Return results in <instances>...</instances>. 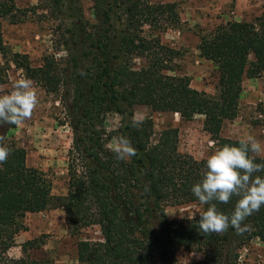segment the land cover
Masks as SVG:
<instances>
[{"label":"trees","instance_id":"trees-1","mask_svg":"<svg viewBox=\"0 0 264 264\" xmlns=\"http://www.w3.org/2000/svg\"><path fill=\"white\" fill-rule=\"evenodd\" d=\"M0 0V86L12 63L48 93L59 94L73 136L68 150V191L52 193L46 173L26 163V150L8 138L17 125L0 126V144L9 149L0 164V264H48L30 259L28 249L43 238L22 244V256L10 258L28 213L52 208L65 211L72 235L98 225L102 240H79L82 264H176V247L202 252L198 264H241L239 250L253 239L264 243V206L248 216V231L237 234L231 226L221 234H205L199 215L210 205L200 204L191 191L206 170V158L195 159L178 150V129H164L151 141V118L137 120L135 105L153 111L178 113L184 120L203 115V127L217 147L242 140L220 136L224 121L237 116L245 76L264 72V14L255 21H228L202 36L200 56L212 61L219 73L218 93L211 95L191 86L188 76L170 75L178 51L156 34L180 22L176 3L153 0H93V22L85 18L80 0ZM41 8L59 19L57 44L66 56L45 55L33 65L26 53L14 52L3 40L2 19L23 22L27 13ZM148 26L149 33L145 34ZM136 58L144 60L141 68ZM1 94V93H0ZM120 116L116 131L106 128L108 114ZM141 123L133 127L131 121ZM125 136L136 155L120 160L110 147ZM250 158L264 164V157ZM254 175L264 177V172ZM238 197L227 204L213 201L218 211L231 215ZM197 203L194 219H168L169 205Z\"/></svg>","mask_w":264,"mask_h":264},{"label":"rangeland","instance_id":"rangeland-1","mask_svg":"<svg viewBox=\"0 0 264 264\" xmlns=\"http://www.w3.org/2000/svg\"><path fill=\"white\" fill-rule=\"evenodd\" d=\"M86 19L93 22L91 9L93 0H80ZM154 2H173L177 5L180 22L156 33L161 41L178 51L171 63L176 76H188L191 86L208 94L218 93L219 73L215 64L202 58L198 49L202 36H208L214 29L228 21H255L264 14V0H153ZM21 7L35 4L30 0H16ZM59 19L41 8L29 11L23 22L10 24L2 19L4 42L14 52L28 54L33 65H39L45 55L57 59L66 56L64 48L57 44L56 33ZM149 28L145 27L148 35ZM4 59L0 54V65ZM144 60L136 58L134 66L141 68ZM23 72L11 63L7 70L6 83L0 86L1 94L11 91L16 79ZM39 103L32 117L8 131V138L26 150L28 166L43 170L52 181V193L65 195L68 191V150L72 145V130L66 121L65 108L59 94L48 93L36 84ZM237 116L223 123L220 136L236 140L253 137L264 145V72L255 76H245L242 83ZM134 116L137 120L151 118L153 135L151 141L157 143L161 132L173 127L178 129V150L192 155L195 159L207 158L216 148V142L203 127L204 116L196 115L184 120L178 113L153 111L147 105H135ZM120 116L108 114L106 128L116 131L120 126ZM117 138H113V147ZM255 156L264 157L252 153ZM202 206L197 203L166 206L168 219L191 218L198 214ZM43 238L39 247L28 249L30 259L45 260L48 264H82L77 258L79 240H102L98 225L83 228L79 234L72 235L65 211L52 208L43 212L28 213L23 219L22 229L16 235V244L8 251L10 258L18 259L22 254L21 246L28 240ZM195 254V255H194ZM199 257L197 259L196 257ZM176 264H198L203 254L197 250L176 247ZM241 264H264V243L253 239L239 250Z\"/></svg>","mask_w":264,"mask_h":264},{"label":"clouds","instance_id":"clouds-1","mask_svg":"<svg viewBox=\"0 0 264 264\" xmlns=\"http://www.w3.org/2000/svg\"><path fill=\"white\" fill-rule=\"evenodd\" d=\"M3 92V89H0ZM39 103L37 89L26 76L15 80L11 91L0 94V126L19 125L30 119ZM141 123L133 119V127ZM3 137H0V141ZM112 151L120 160L136 155V148L125 136L118 137ZM264 152V145L249 137L238 145L224 144L217 147L206 158V170L202 179L195 183L191 191L200 204L210 205L200 213L198 227L205 234H221L231 226L236 233L243 234L250 226L243 224L245 219L264 206V177L254 175L264 172V164L255 163L249 153ZM9 149L0 144V164L7 161ZM234 196L238 197L231 215L218 211L213 201L227 204ZM195 214L192 219H194ZM195 255V254H194ZM199 259V257H196Z\"/></svg>","mask_w":264,"mask_h":264}]
</instances>
